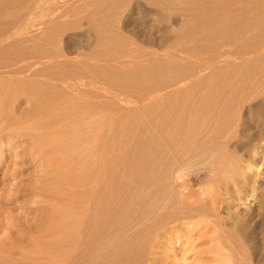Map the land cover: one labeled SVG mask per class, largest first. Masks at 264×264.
<instances>
[{
  "label": "rangeland",
  "instance_id": "obj_1",
  "mask_svg": "<svg viewBox=\"0 0 264 264\" xmlns=\"http://www.w3.org/2000/svg\"><path fill=\"white\" fill-rule=\"evenodd\" d=\"M215 2L214 0H0V8L2 7L4 9H0L2 11L0 13L1 17L4 16L2 18L0 17L1 21L4 22L2 24L0 21V28L3 29L0 34V47L3 52L0 48V53H7L2 61V64L5 66L3 69L0 68V71H4L0 74V79L6 80L19 77L20 79L18 78L17 82H15L17 84L16 86L27 89L26 92L22 93L23 95H20L21 97L17 96L9 100V107L5 110V113L10 115L11 120H8L0 128V154H3L0 162V215L4 216L3 221L6 224H9L11 218L16 216L19 218H30L32 215H36V212L33 211V213H26L27 215H25V210L27 212L32 210L31 207H28L31 204L29 201H31L32 192H37V190H32L30 187L32 182L36 186L38 183L40 187L46 186V188H49L50 184L52 186L55 185L54 181L69 178L67 173L64 175L62 174L64 172L59 174L55 173L56 175H54L51 172L46 173L44 180H42L40 175L37 174L38 167H36L37 163H35L36 158L33 157L34 153L30 151L31 140L26 134L20 135L26 129L25 126H28L29 120L36 119V116L38 118V114L44 115L45 112L41 109L44 104L51 108V114L59 121L56 129L63 132L61 134L64 135L66 141L75 142L76 140V145L79 144L78 142L84 143L85 139L89 138L87 132L91 133L94 130L96 131V141H93L96 149L93 150V146L90 145L87 151L81 150L82 153L79 151L80 153L78 155H81V159L76 158L74 156L76 154L73 153L74 158L73 156H68L61 162V165L63 163L66 164V169L71 170L74 177L85 178L94 168L96 169L100 165L102 166V164L103 166L106 165L107 159H105V154L111 149L112 157H110V161L112 163H110L108 169L110 171V182H112L113 204L110 212L113 231H111L110 237L105 232H101L102 234L100 233L99 238L103 241L111 238L109 251L112 258H114V262L123 264L122 262L132 261L133 263L131 264H147L142 250L145 244L141 240L144 239L146 234L151 233V230H154L153 232L158 231L159 228L157 230L156 228L159 225H152L154 227L152 228L150 223L157 222L154 217L159 219L162 216L163 213L160 215L157 214L161 202L167 205L172 201L169 206H166L165 211L167 212L164 213V216L169 214V212L179 211L180 214H183L179 217L182 220L181 217L184 215H192L194 217L196 214L199 215L201 211L203 213L206 211L207 216L209 215L211 217L212 215L213 217L214 209L211 213V211L208 212L209 208L206 210L205 207L198 205H203L201 202L205 201L203 200L205 196L202 193V188L203 190H207L209 187L213 189L212 187L215 188L218 186L220 193L216 187L214 190H217L219 194L215 195L217 198L222 196L221 199H223L220 201L215 197L220 201V207L216 204L215 206L220 208L217 210H219L218 213L221 212L220 214L223 219L221 218L220 220V214H217L219 215L218 218L215 217L217 213L215 209L216 212L214 210L213 217L215 220L211 217L212 219L209 218L208 222H203L206 226L204 224V227L202 224L201 226L199 225L201 228L197 227L193 229V233H187V231L182 230V233L170 235L172 237L166 241V245L168 244L169 264H213V261H215L221 252L220 255H222V258L220 260L225 256L223 261L225 264H264V174L262 175L264 173V161H262L263 163L260 166L261 176L259 177L262 181L259 179L260 182L256 186L259 188L255 192L257 193L258 201L260 203L262 202V209L259 207L258 211V207H256L258 205L253 204L249 200V191L242 188L244 191L237 189L241 179V174L237 173V168L234 170L236 173L223 175L221 178L218 169L219 166L220 169L222 166L218 165L214 160L210 164L212 161L211 158L213 157L211 153H208L210 152L208 147H206L208 144L199 143V141H205L209 135V132L205 130L207 127L203 126L204 119L198 120L202 125L201 131L197 135L188 128L192 124L190 120L192 112H194L191 108L193 107L192 105L195 102L203 105L207 102L205 92L212 91L211 84L213 81H222L223 77L218 79L215 76L223 68L227 71L221 69L223 73L226 72L224 78L230 79V81L232 78L231 82L234 84L230 94L236 93L241 86L247 84L253 90L249 97L244 99L245 102L243 101L244 104L238 111L240 115L242 114L241 124H243L242 126L244 128L240 125V130H238V134L236 133L238 136L235 134L231 138L230 143L233 142L230 144V146L232 145L230 148L234 149V146L235 149L238 147L241 148V142L243 145L246 144V148L248 147V143L251 145V142L253 144L257 143L251 141L250 136L246 134L250 129H258L259 132V128L250 119L249 115L251 114L252 116L254 112L262 107L259 105V101L264 99V41L260 42V32H257L258 28L259 31L262 30L259 27L261 23L259 19L264 18V0H231L228 4L230 5L232 3L233 5L229 6V13L228 11L226 12L229 15H225L224 11L222 13L217 8V2L220 1L215 0ZM248 4L252 5L247 6ZM235 8L237 9L233 10ZM200 9L201 11H199ZM230 10L232 11L230 12ZM250 11L252 12L250 13ZM232 12L233 14L235 12L236 15L234 14V17L239 18L240 22L238 20L236 21L242 26L247 21H254L256 23L259 20L256 23L257 25H255L257 28L254 29V25L251 26L252 22L251 24L247 22L250 24V26L247 24L250 28L246 25L247 27L245 29H250L251 31H246L247 33L243 31L246 35L243 32L235 34L234 31L236 30H234L235 28L233 29V26L236 27V23L232 19L231 21L233 22L230 25L228 21V19L234 18ZM230 14L232 15L230 16ZM218 18H220V22L215 21ZM221 20L224 21L223 24H218L222 23ZM224 23H226V26ZM239 23L237 27H239ZM215 24L216 27H214ZM217 25H220L219 27L224 35L219 29L218 33ZM230 26L232 27L230 28ZM10 28L12 29L10 30ZM17 28L19 30H16ZM209 29L212 30L209 31L213 33H211L212 36L216 37L213 38L210 36L211 34H208ZM213 30L218 36L222 34L218 37L219 39ZM228 32L240 37L237 38L233 34H228ZM209 36L213 38H210V41L207 38ZM229 36L233 38L234 42L236 40L240 41L239 43L250 41V37H256L259 38L261 44L257 41V45L259 44L258 46H260L259 48L256 46L257 51L254 47L248 49L247 52H249H246L247 54L245 53L244 56L240 54L237 57H231L230 61L228 60L229 63H227V66L223 64L226 68L222 64H214L209 67L208 63L210 59L219 53L218 49H216L217 47L220 46L219 48L221 49L225 45L223 49H228L229 47V49H233L235 44H239L235 43L233 45L231 43L232 38L226 40V38H230ZM222 37H225L223 38L224 40ZM214 39L219 41V43L218 41L215 43L216 46L213 44ZM220 42H230V44H227V48L226 44L220 45ZM213 46L215 49H213ZM216 50L218 53H216ZM222 50H220V53ZM13 52H17L16 54L20 53L21 56L19 58L21 59H12L14 57ZM29 52L31 54L40 53L41 56L38 57L32 54L34 56L33 58ZM8 53L9 56H7ZM10 62H18V68L20 67L19 69L21 70L20 75L14 72H7L17 67L11 65ZM32 62H35V64L30 65ZM44 66L47 68L50 66L54 71L56 69H62L64 72L65 70V72L67 71L65 73L67 75L68 71L69 75L77 71L78 73L76 72L73 75L78 77L80 82L82 80L84 82L82 81L83 83L78 84L79 82L73 83L71 81V83L68 81L70 85L69 83L64 84H67L69 88L67 85L65 87L64 84H60L56 79L45 77L42 74L43 70L41 73L38 71V69ZM91 66L97 69L94 72L96 73L95 76L89 73L94 76L91 75L94 78L92 80L95 83L97 82V86L91 80L90 76H88L90 79L87 77V73L90 72L88 71L90 70L89 67ZM80 70L87 71H82L81 73ZM86 80H88V87L87 89L83 87L84 90L82 91V86L87 85L85 84ZM230 81L228 80V82ZM74 84L80 85L79 88L81 89L78 88V85H76L78 89L75 88ZM93 84L96 86L95 88L92 86ZM33 86H35L39 93L37 92L35 94L30 91V88ZM90 87L91 90L88 89ZM208 87L211 89L208 90ZM195 93H199L198 97ZM38 95L40 97H37ZM202 95L205 100L202 98ZM91 104L95 107L93 105L94 108L91 107ZM178 104H180L179 107L182 105L179 109H177ZM85 105H90L88 106L90 109H87L88 107ZM258 105L260 106L259 109L257 108ZM79 106L85 108V111L82 110L83 108L80 109L82 110L81 113L89 112L90 115L86 113L89 117L92 114L90 117L94 121L92 125H89L91 124L89 123L90 119L86 117L81 118L80 115L79 117L78 115L75 116L79 109L77 107ZM91 108L92 110L95 109V112H91ZM217 110L221 109L218 108ZM249 110L252 112H249ZM202 111L203 109L200 112ZM108 112L110 113L109 121H107ZM173 115L175 117H181V122L184 123L178 122L176 124H182L186 126V129L184 135L168 136L170 142H172V146L169 149L166 144H164L166 146H161L158 143L159 135L156 129L163 119H171ZM160 119L162 120L160 121ZM22 121L27 122V125ZM18 122H22V125H19ZM10 123L11 129L9 130L7 126ZM30 124L28 127H30ZM16 125L21 126V129L18 128L19 130L14 131V134L11 132L12 135L8 137L7 133L13 131ZM252 130L251 132L255 131L256 134L258 133L257 130ZM239 131L242 132L239 134ZM251 132L249 133L251 134ZM81 134L85 135L83 141L79 137ZM205 134L207 137H205ZM244 135L247 137L245 138ZM203 137H205L204 140ZM243 145L242 147L244 148ZM158 146L163 147V152L166 155V157L164 155L163 163L159 156L157 158L153 156V159L147 157L150 153L149 148L155 154L158 152H155L159 148ZM253 146L258 147L257 144ZM186 147L190 148L188 149ZM240 148H238L239 150L237 149L238 152L241 151ZM79 149L81 148H77V150ZM190 149L193 154L190 153ZM260 150L262 151L259 148L258 153H256L257 157L255 156V161L257 160V162L261 161L264 154ZM170 153H173L175 157L173 154V156H170ZM68 154L69 151L65 156ZM210 156L211 158H209ZM175 158L178 160L175 161ZM179 159H182V163H180L181 161ZM177 161H179L177 163L179 166L176 164ZM178 167L180 168L178 169ZM256 174L255 171H252L248 176L254 178ZM217 178L221 180V184H215L216 181H219ZM213 182L215 184L214 186L212 185ZM60 186L71 193L77 192L75 194L76 201L74 210L82 211L83 204L81 200L83 196L77 195L81 189L77 188V186L73 187L68 182L61 183ZM208 191L211 192L213 190ZM205 199L207 201L209 200L207 197ZM212 199L215 200L213 195ZM62 201L67 206L71 204L70 200ZM192 202L195 206L200 207V211H198V208H189V206L191 207L193 205ZM35 205L40 208L41 203L31 206L33 207ZM210 206L215 207L214 204H210ZM242 207H246V209ZM238 209L240 211L246 210L243 213L241 212L243 214L241 215L242 217H244V213L249 216H245L246 219L241 217H239L240 220L239 218L237 219L235 212ZM149 212L151 213L149 214ZM229 215L235 216L238 221ZM226 216L229 220H226ZM99 223L100 225H107L108 220L102 219ZM170 224L172 223H167L163 227H167ZM148 225L151 227L149 226V228ZM71 233L72 237L69 240L74 243L80 242L84 234L79 227L72 230ZM2 235L1 231L0 237ZM215 244H217V247H215ZM4 248H8V250L12 249L6 244ZM214 250L216 252L213 253L212 251ZM11 251L13 252V250ZM14 254L17 255L16 253ZM212 254H215L213 261L211 260L213 257ZM78 256L82 261L87 259L83 252H80ZM102 256H105L104 252ZM110 263H112L110 259L106 258L101 259L98 264Z\"/></svg>",
  "mask_w": 264,
  "mask_h": 264
},
{
  "label": "bare ground",
  "instance_id": "obj_2",
  "mask_svg": "<svg viewBox=\"0 0 264 264\" xmlns=\"http://www.w3.org/2000/svg\"><path fill=\"white\" fill-rule=\"evenodd\" d=\"M210 1H213V0H210ZM217 1H220V2H217L218 3V6L217 8L220 10V12L224 11V14H228L229 11H228V8L229 6L233 5L232 3L229 5L228 2L230 3V1H221V0H217ZM246 1V0H245ZM199 2V1H198ZM215 2V0H214ZM216 3V2H215ZM248 3V2H247ZM198 4V3H196ZM212 4V3H211ZM260 4V3H259ZM262 4V3H261ZM13 5V4H12ZM199 5V4H198ZM205 5V3H204ZM237 5V4H236ZM252 4H248L247 6H250ZM257 5V4H256ZM209 7V6H208ZM246 7V6H245ZM254 7V6H253ZM2 8V7H1ZM0 8V9H1ZM233 8V7H232ZM3 9V8H2ZM11 9V8H10ZM205 9V8H204ZM237 8L233 9V10H236ZM239 9V8H238ZM243 9V8H242ZM249 9V8H248ZM251 9V8H250ZM262 9V8H261ZM4 10V9H3ZM207 10V9H206ZM241 10V8H240ZM245 10V9H244ZM247 10V9H246ZM201 11V9L199 10ZM228 11V13H226ZM232 10H230L231 12ZM248 11V10H247ZM5 12V11H4ZM3 12V13H4ZM8 12V10H7ZM11 12V11H10ZM210 12V11H209ZM212 12V11H211ZM236 12V11H235ZM234 12V14H235ZM240 12V11H239ZM238 12V13H239ZM252 11H250L251 13ZM0 13H2V11L0 10ZM260 13V12H259ZM8 14V13H7ZM6 14V15H7ZM206 14V13H205ZM233 14V12H232ZM230 14V16L232 15ZM234 14H233V17H234ZM264 14V13H263ZM5 15V14H4ZM229 15V14H228ZM236 15V14H235ZM245 15V14H244ZM222 16V15H221ZM0 17H1V14H0ZM4 17V16H2ZM1 17V18H2ZM27 17V16H26ZM224 17V16H223ZM222 17V18H223ZM226 17V16H225ZM228 17V16H227ZM236 17V16H235ZM231 18L230 20L228 19V21L230 22L229 24L231 25V22H235L233 24L236 25V27L238 26L237 24L240 22L239 18ZM258 17V16H257ZM261 17V16H260ZM221 18V17H220ZM220 18L216 19L215 21H218L220 22ZM230 18V17H229ZM233 19V21H231ZM235 19V20H234ZM256 19V18H255ZM259 19V17H258ZM3 20V19H2ZM226 20V19H225ZM238 20V21H236ZM253 20V19H251ZM260 23L259 24V27H261V29L263 30L264 29V18L262 17L261 19H259ZM257 20V21H259ZM1 21V19H0ZM28 21V20H27ZM256 21V23H257ZM3 21H1L2 23ZM20 22V21H19ZM203 22V21H202ZM217 22V23H218ZM222 23H218V24H223L224 21L221 20ZM238 22V23H237ZM251 24V26L254 25V29H256L257 27L255 25H257L254 21H247ZM245 22H242L244 25L242 26L240 23L239 27H234L233 26V29L236 30L234 31L235 34H240L241 32L243 31H247V32H250L251 30L248 29L250 28V24ZM4 23V22H3ZM2 23V24H3ZM212 23V22H211ZM214 23V21H213ZM6 24V23H5ZM8 24V22H7ZM226 23H224L225 25ZM249 24V26L247 25ZM210 25V24H209ZM214 25V24H213ZM212 25V26H213ZM248 26V30L245 29V27ZM261 25V26H260ZM211 26V25H210ZM220 25H217V30L219 29L221 32V28L219 27ZM226 26V25H225ZM20 27V26H19ZM216 27V24L215 26ZM232 26H230L231 28ZM226 28H229V27H226ZM229 28V29H230ZM12 28H10L11 30ZM212 29V27H211ZM251 29H253V27H251ZM260 29V30H261ZM1 30H3L2 28H0V34H1ZM8 30V29H7ZM9 30V31H10ZM16 30H19L18 28ZM219 30H218V33H219ZM238 30V31H237ZM259 31V28L257 29V32H260V42L264 41V30L263 31ZM209 31H212V30H208ZM214 31V30H213ZM220 32V33H221ZM237 32V33H236ZM246 32V33H247ZM256 32V31H255ZM5 33V32H4ZM212 32H209L208 34L210 35ZM214 33H216L214 31ZM244 33V32H243ZM213 34V33H212ZM212 34L210 35L211 37ZM222 34L224 35V33L222 32ZM220 34V36L222 35ZM228 34H233L235 35L234 33H230L228 32ZM245 34V33H244ZM256 34V33H255ZM217 35V38L220 37L218 36V34L216 33ZM243 35V34H242ZM246 35V34H245ZM251 35V34H250ZM257 35V34H256ZM1 36V35H0ZM208 36V35H207ZM207 37L209 39V41L213 38L211 37ZM232 36V35H231ZM229 36L230 38H226V40H229L231 39L232 37ZM236 36V35H235ZM234 36V37H235ZM237 37V36H236ZM240 36H238L237 38H239ZM211 38V39H210ZM225 38V37H222V39ZM109 39V38H108ZM219 39V38H218ZM236 40V38H234ZM250 41H244L242 43H239L240 41H235L233 40L232 38V44L234 45L235 43H239L238 45L235 44L234 45V48L233 49H229L228 48V45L227 44H230V42H225V43H221L220 45H223V44H226L227 48L228 49H223L225 48V45L223 48H219L217 47L216 49H218V51L216 53L217 56L215 55L214 57H212L208 63L209 67L210 65H220V64H224L227 66V63H229L230 61V58H234V57H237L238 55L240 54H244L247 52L248 49H252L255 47V50H256V46H258L259 44H261L259 42V38H251L250 37ZM258 39V40H257ZM262 39V40H261ZM214 39V46L215 43H217L218 40ZM224 40V39H223ZM222 40V41H223ZM239 40V39H238ZM242 40V39H241ZM10 41V40H9ZM211 41V42H212ZM259 42V44L257 45V43ZM219 43V41H218ZM211 44V45H213ZM8 45V44H7ZM219 45V44H218ZM217 45V46H218ZM210 46V45H209ZM213 46V49H215ZM231 47H233L231 45ZM260 46H258L259 48ZM1 48V47H0ZM206 48V47H205ZM264 48V47H263ZM211 49H212V46H211ZM210 49V50H211ZM221 53H220V50ZM2 50V48H1ZM0 50V52H1ZM36 52H38L37 50H35ZM209 51V50H208ZM257 51V50H256ZM3 52V50H2ZM10 52V51H9ZM249 52V51H248ZM247 52V53H248ZM5 53V52H4ZM14 53V52H13ZM12 53V54H13ZM17 53V52H16ZM14 53V57L12 59L15 58V60H20L21 58H19L21 56L20 53L16 54ZM22 53V52H21ZM246 53V54H247ZM7 54V53H5ZM5 54L3 53H0V68H4V64H2V61L4 59V57L6 56ZM29 54H31L29 52ZM33 54V53H32ZM31 54V55H32ZM28 55V54H27ZM33 55H37L38 57L41 56V54H33ZM32 55V56H33ZM9 56V53L8 55ZM13 56V55H12ZM11 56V57H12ZM30 56V55H29ZM28 56V57H29ZM87 56V55H86ZM10 57V58H11ZM27 57V56H26ZM37 57V58H38ZM47 57V56H46ZM257 57V56H256ZM30 58V57H29ZM34 58V56H33ZM45 58V57H43ZM61 58V57H60ZM7 59V58H6ZM51 59V58H49ZM38 60V59H37ZM229 60V61H228ZM85 61V60H84ZM207 61V60H206ZM7 62V61H6ZM257 62V60H256ZM11 63V62H10ZM22 63V62H21ZM28 63V62H27ZM48 63V62H47ZM85 63V62H84ZM35 64V62H32L30 65H33ZM11 65H15L16 68H12V70H8L7 72L8 73H18L20 75V67L18 68L19 64L18 62H14V63H11ZM97 65V64H96ZM223 65L224 68H226L225 66ZM21 66V64H20ZM47 66V65H46ZM46 66L44 67H41L40 69H38V71L41 73L42 71V74L45 75V77H50L51 79H56L57 81L60 82V84H64V83H69L70 85V82L72 81L73 83H78L80 84L82 81L84 82V80L82 79H86V78H82L81 82L79 80L78 77H75L74 75L76 74V72L74 71L73 74L69 75V71H68V75L65 74L67 73V71L64 72L62 71V69L60 70H52L49 66V68H47ZM229 66V65H228ZM30 67V66H29ZM222 67V66H220ZM10 68V67H9ZM18 68V69H17ZM82 68V67H81ZM219 68V66H218ZM255 68V67H254ZM76 69V67H75ZM90 72L87 73V77L90 76L91 77V80L94 79L93 77L96 75L95 70L97 71L96 67H89ZM100 69V68H99ZM223 69V68H221ZM219 70L217 75L215 77H218V79H221L222 77V81H213L212 84H211V88H212V91H206L205 92V96H207V102L203 104H200V103H197L195 102L194 105H192L193 107L192 108V116L190 117V120L192 122L191 126L188 127L190 128V130L193 131V133L195 135H197L200 131H201V125L199 123L198 120H201L202 118L204 119L203 121V126H206L207 128H205V130L207 132H209V135L207 137V133L205 134L207 137L205 139V141H199V143H204V144H208V146L206 145V147H208V149L210 150V152L208 153H211L212 157L211 156L209 158L210 159V164L213 163V160L214 162H216L218 165H221V169H220V166H219V169H218V166L216 164V168L218 169V172H220L221 174V178L223 175H228L230 173L234 174L236 173V171L234 172V170L237 168V173L241 174V179H240V185L239 187H237V189H240L241 191H244L245 189L247 191H249L248 195L250 196V199L251 202L253 204H256L258 206L257 210L259 209V207L261 208V203L258 201V197H257V193H255L258 188L256 186H258V183L260 182L259 179L261 180V178L259 176L260 175V171H261V164L263 163L262 161H264V99H262L260 102L259 105H261L262 107L259 109V105H258V109L256 112H254V114L251 116V114L249 115L250 116V119H252L254 122H255V125L259 128V132H258V129H253V130H257V134L254 132H251L252 129H250L249 132H251V134L249 132H247L246 135L250 136L249 138L251 139V141H254L257 142L255 144H257L258 147H255L253 145V142L252 145L250 143L247 144V148L245 147V145H243V143L241 142V144L244 146V148L242 147L241 145V151L238 152L237 149H235V146L233 147L234 149H231L230 147H232V145L230 146V144H232V142L230 143L231 141V138L238 132V130H240V125L241 127H243L241 124L242 122V117L241 115L239 114V109L242 108L243 106V101L244 99H247L249 97V95L252 93L253 90H251L250 86L247 85H243L241 86L236 93H231V88L234 86V84L231 82L232 81V78H231V81L230 79H226L224 78L225 76V73L227 72L226 69L224 71H226L225 73H223L222 70ZM213 70V69H212ZM210 70V71H212ZM3 71V70H2ZM2 71H0V74L3 73ZM81 73L83 70H80ZM85 71V70H84ZM83 71V72H84ZM87 71V70H86ZM85 71V72H86ZM106 71V70H105ZM198 71V70H197ZM229 71V70H228ZM6 72V73H7ZM196 72V71H195ZM78 73V72H77ZM89 73H92L91 76ZM197 73V72H196ZM89 74V75H88ZM100 74V73H99ZM107 74V73H106ZM67 75V76H66ZM101 75V74H100ZM195 75V74H194ZM233 75V74H231ZM65 76V77H64ZM84 76V75H83ZM188 76V75H187ZM211 76V75H209ZM229 76V75H228ZM43 77V76H42ZM86 77V76H85ZM90 77H88L90 79ZM100 77V76H99ZM221 77V78H220ZM233 77V76H232ZM19 78V77H18ZM18 78H15V79H12V78H9V79H6V80H3L2 78L0 79V128H2L1 126H3L4 123H7L8 120H11L10 118V115H8L7 113H5L6 109H8L9 107V100L10 99H14L15 97L17 96H20V95H23L22 93L26 92L27 89L25 88H20L19 86H16L17 84H15V82H17V79ZM41 78V77H40ZM87 78V79H88ZM230 78V76H229ZM20 79V78H19ZM46 79V78H45ZM50 80V79H49ZM94 81V80H92ZM228 80L230 82H228ZM54 81V80H53ZM70 81V82H68ZM104 81V80H103ZM71 82V83H72ZM82 82V83H83ZM87 85H83L82 86V91L84 90L83 87H88V80L85 81ZM57 83V82H56ZM97 83V82H96ZM95 81H94V84L96 85ZM193 83V82H192ZM230 83H231V86H230ZM53 84V83H51ZM76 84V85H78ZM92 85L94 86V88L97 86L95 85ZM245 84V83H244ZM251 84V83H250ZM249 84V85H250ZM12 85V86H11ZM57 85V84H56ZM67 85V84H66ZM66 85L64 84V86L66 87ZM75 85V84H74ZM76 85L74 86L75 88ZM200 85V83H199ZM61 86V85H60ZM80 85H78V88H79ZM195 86V85H194ZM206 86V85H205ZM252 86V85H251ZM67 87L69 88V86L67 85ZM72 87V86H71ZM207 87V86H206ZM205 87V88H206ZM77 88V89H78ZM198 88V87H197ZM209 88V87H208ZM211 88H209L208 90H210ZM253 88V87H252ZM72 89V88H71ZM81 89V88H79ZM91 90V87L88 88ZM73 90V89H72ZM193 90H196V89H193ZM255 90V89H254ZM30 91L32 93H37V89L35 88V86L31 87L30 88ZM75 91V89H74ZM79 91V90H78ZM197 92V91H196ZM39 93V92H38ZM80 93V92H79ZM192 93V92H191ZM88 94V93H87ZM195 95L198 97L199 93H195ZM42 96V95H41ZM45 96V95H44ZM192 96V95H191ZM21 97V96H20ZM37 97H40V95H38ZM91 97V96H90ZM183 97V95H182ZM181 97V99H182ZM202 98H203V95H202ZM39 100V98H37ZM85 99V98H83ZM91 99V98H90ZM184 99V98H183ZM205 100V98H203ZM194 100L196 101V99L194 98ZM45 101V100H44ZM198 101V100H197ZM89 102V101H88ZM200 102V101H199ZM245 102V101H244ZM46 103V102H45ZM167 103V102H166ZM180 103V102H179ZM181 104V103H180ZM178 104V108H181L182 105L179 107ZM93 104H91V107ZM166 105V104H165ZM168 105V104H167ZM39 106V105H38ZM48 106V105H47ZM46 105H42V108L44 110V115H39L38 114V118L36 116V119H31L27 122H29L30 124V127L29 124L28 126H25L26 129L24 130V132H21V134H26L29 136L31 142H30V151H32L34 153V158H36V161L35 163H37L36 167H38V172L37 174L40 175V177L42 178V180H44L45 178V175L46 173H51L53 172L54 175H56L55 173H62L63 175L65 173H67V176L69 177L68 179H61V180H57V181H54V184L55 185H49V188H46L45 187H40L37 183V186L34 184V182H32L30 185V187L32 188V190H37L36 191H31L32 192V195H31V201H29V204L30 206L28 207H31L32 210L31 211H26L25 210V215H27L26 213H29L30 212H36V215L30 218H19V217H14V218H11V221L9 222V224H6L4 221H3V218L4 216L3 215H0V232L2 231V237H0V264H98L99 261L102 259H106V258H109L110 261L112 263L110 264H120V262H114V258H112V255L109 251V248L111 246V238H109L108 240L106 241H103L99 238V235L100 233L102 232H105L107 235H109V237L111 236V231H113V226H112V222H111V207H112V202H113V195H112V182H110V171H109V165L110 163H112V161H110V157L111 156V149L105 154V159H107V163L106 165L102 166L100 165V167L98 168H94L92 170V172L88 175V176H85V178H80V177H74L72 174V171L69 170V169H66V164L63 163V165H61V162L62 160L64 161L68 156H73V153H75L76 155H74L76 158L78 159H81L80 156L78 155V153H80L79 151L81 150H85L87 151L89 146L92 145L93 146V150L96 149L95 147V135H96V131H92L91 133L87 132V134H89V138L85 139V135H81L79 136L80 139H82V141L85 139L84 141V145L81 143V142H78L79 144H75L76 143V140L75 142H68L66 141V139L64 138V135H62L61 133H63L61 130H57L56 129V126L59 125V121L56 120V118L51 114V108L47 107ZM85 106H90V105H85ZM81 107V108H80ZM86 107V108H87ZM95 107V106H94ZM93 107V108H94ZM31 108V107H30ZM77 108H79L77 110ZM76 110V115H80V117L84 118H88L90 119L89 115L90 113L89 112H86V113H89V115H87L86 113H81L82 110L85 111L84 107L83 106H79L77 107ZM83 108V109H82ZM218 108H220L221 110H217ZM40 109V108H39ZM82 109V110H80ZM87 109H90L89 107ZM110 109V108H109ZM108 109V111H109ZM203 109L202 112H200L201 110ZM75 110V111H76ZM92 110V108H91ZM89 110V111H91ZM95 110V109H94ZM94 110H92L91 112H95ZM242 110V109H241ZM254 110V109H253ZM39 111V110H38ZM251 110H249L250 112ZM25 112V111H24ZM252 112V111H251ZM5 113V114H4ZM33 114V112H31ZM43 114V113H42ZM95 115V114H94ZM184 116V115H183ZM190 116V115H189ZM246 116V115H245ZM168 117V116H167ZM170 117V116H169ZM174 117V118H173ZM186 117V116H185ZM252 117V118H251ZM18 118V117H17ZM85 118V119H86ZM241 118V119H240ZM110 120V113L108 112L107 113V121ZM162 119H160L161 121ZM181 117H175L174 115L171 117V119H163L161 121L160 124H158L157 126V129L156 131L158 132V143L161 144V146H163L164 144L167 145V148L169 147L170 149V146H172V142H170V138H168L169 135L171 136H180V135H184V131L186 129V126L182 125L184 122H181ZM24 122V121H22ZM22 122H18L19 125H22ZM27 122H24L25 125H27L26 123ZM178 122H181L182 124H176ZM246 122V121H245ZM253 122V123H254ZM17 123V122H16ZM61 123V122H60ZM91 123V124H89ZM88 124L89 125H92V123H94V121L92 119H90V122ZM190 123V122H189ZM244 123V122H243ZM76 124V123H74ZM96 124V123H95ZM13 125V124H12ZM15 125V124H14ZM24 125V124H23ZM94 125V124H93ZM157 125V123H156ZM8 129L10 130L11 129V123L10 125L7 126ZM16 130L13 129V131H9L7 133V136L9 137L11 134V132H13V134L17 131L18 128L21 129V126H14ZM24 127V128H25ZM28 127V129H27ZM193 127V128H192ZM255 127V126H254ZM252 127V128H254ZM30 128V129H29ZM244 128V127H243ZM256 128V127H255ZM19 130V129H18ZM27 130V131H26ZM30 130V131H29ZM252 130V131H253ZM15 131V132H14ZM204 131V132H206ZM232 131V133H231ZM240 132L242 131H239V134ZM19 134V132H17ZM192 133V134H193ZM191 134V135H192ZM193 134V135H194ZM238 134V133H237ZM236 134V135H237ZM250 134V135H249ZM204 135V134H203ZM246 135L245 138L247 137ZM6 136V135H5ZM92 136V137H91ZM238 136V135H237ZM78 137V138H79ZM203 137V140L204 138ZM244 138V137H242ZM234 139V138H233ZM95 140V141H94ZM200 140V139H199ZM241 140V138H240ZM246 140V139H245ZM244 140V141H245ZM74 141V140H73ZM94 141V142H93ZM237 141V140H236ZM243 141V142H244ZM248 141V140H246ZM97 143V142H96ZM238 143V142H237ZM247 143V142H245ZM9 144V143H8ZM156 144H157V141H156ZM197 144V143H195ZM77 147H76V146ZM164 145V146H166ZM234 145V143H233ZM159 147L156 151L155 154L154 152H151L150 151V148H149V154L147 155V157L150 159L152 158L153 159V156L157 158V156H159V158H161V161L163 163L164 161V155L165 153L163 152V147ZM179 146V145H178ZM197 146V145H196ZM199 146V145H198ZM205 146V145H204ZM237 146V145H236ZM240 146V144H239ZM150 147V146H149ZM173 147H175V145H173ZM192 147V146H191ZM250 147V148H249ZM77 148H81L79 150H77ZM181 148V147H180ZM188 148V147H186ZM185 148V149H186ZM190 148V147H189ZM188 148V149H189ZM197 148V147H196ZM261 148L262 149V159L261 161L257 162V160L255 161V156H256V153H258V149ZM165 149V148H164ZM182 149V148H181ZM184 149V150H185ZM187 149V150H188ZM73 150V151H72ZM75 150V151H74ZM191 150V149H190ZM193 150V148H192ZM192 150L190 151V153L192 152ZM195 150V148H194ZM207 150V149H206ZM69 151V154L65 156V154H67V152ZM174 151V150H173ZM180 151V150H179ZM208 151V150H207ZM175 152V151H174ZM196 152V151H195ZM260 152V153H261ZM82 153V151H81ZM86 153V152H85ZM167 153V152H166ZM178 153V152H176ZM185 153V151H184ZM259 153V154H260ZM64 154V155H63ZM88 154H92V153H88ZM173 153H170L169 155L170 156H173L172 155ZM180 154V152H179ZM183 154V153H182ZM189 154V153H188ZM193 154V153H191ZM190 154V155H191ZM195 154V153H194ZM258 154V155H259ZM29 155V154H28ZM178 155V154H177ZM176 155V156H177ZM210 155V154H209ZM261 155V154H260ZM73 156V158H74ZM87 156V155H86ZM179 156V155H178ZM166 157V155H165ZM175 157V155H174ZM257 157V156H256ZM3 158V154H0V162H1V159ZM179 158V157H178ZM257 159V158H256ZM35 160V159H34ZM160 160V159H159ZM178 160L175 158V161ZM182 159H179V161H181ZM160 161V163H161ZM177 161L176 164L179 162ZM44 162V163H43ZM70 162V160H69ZM149 163V162H148ZM182 163V161L180 162ZM184 163V162H183ZM69 165V164H68ZM152 165V164H151ZM161 165V164H160ZM178 165V164H177ZM182 165V164H181ZM180 165V166H181ZM225 165V166H224ZM179 166V165H178ZM207 166V165H206ZM76 167V166H74ZM213 167V166H212ZM73 168V167H72ZM177 168V166H176ZM180 167H178L179 169ZM209 168V167H208ZM106 169V170H105ZM170 170V169H169ZM172 170V169H171ZM212 170V169H211ZM216 170V169H214ZM66 171V172H65ZM252 171H255V173H257L254 178H252V176H248L249 173H251ZM263 171V170H262ZM177 172V170H176ZM212 172V171H211ZM214 173V171H213ZM140 174V173H139ZM218 174V173H217ZM219 174V176H220ZM236 174V175H238ZM264 173H262L263 175ZM50 175V174H49ZM231 175V174H230ZM177 176V175H176ZM216 176V175H215ZM53 177V176H52ZM51 177V178H52ZM226 177V176H225ZM238 177V176H237ZM35 178V177H34ZM50 178V176H49ZM219 178V177H218ZM217 178V179H218ZM232 178V177H231ZM235 178V177H234ZM252 178V179H251ZM48 179V177H47ZM179 179V178H178ZM220 179V178H219ZM218 179V180H219ZM228 179V178H227ZM264 179V178H263ZM231 180V179H230ZM234 179H232L233 181ZM34 181V180H33ZM221 180H219L218 182L216 181L215 184L217 183H220ZM230 181V182H232ZM262 181V180H261ZM70 183V185H72L73 187L74 186H77V188L81 189L80 192L77 194L78 196L80 195L81 197L83 196L81 202H82V206H83V210L82 211H77V210H74V204H75V201H76V193L77 192H69V191H66V189L62 188L60 186L61 183ZM235 182V180H234ZM223 183V182H222ZM256 185H255V184ZM212 184V183H211ZM214 182H213V186L215 185ZM221 184V183H220ZM225 184V183H223ZM236 184V183H235ZM255 186H254V185ZM261 184V183H260ZM259 184V185H260ZM183 185V184H182ZM209 185V184H208ZM44 186V185H43ZM226 186H227V181H226ZM238 186V185H236ZM264 186V185H263ZM202 187V186H201ZM217 187V190L219 191V187ZM215 187V188H216ZM221 187V186H220ZM213 189H210V187L207 189V190H203L202 188V193H204L203 196L205 200L204 202H201L203 203L198 205V206H203L205 207V209L208 210V212L211 211L212 213V210L214 209H218L220 206V201L223 199H221V197L217 198L216 195H218L220 193H218V191L214 190L215 188L212 187ZM222 188V187H221ZM244 190H242V189ZM257 188V189H256ZM205 189V187H204ZM228 189V188H227ZM208 190H213V191H208ZM222 190V189H221ZM238 190V191H240ZM223 191V190H222ZM232 191V190H231ZM7 192V191H6ZM44 192V193H43ZM49 192V193H48ZM237 192V190H236ZM226 193V192H225ZM229 193V192H228ZM52 194V195H50ZM216 194V195H215ZM48 195V196H47ZM202 195V194H201ZM212 195L214 196V199H212ZM228 195V194H226ZM77 196V197H78ZM208 198L209 200L207 201L205 198ZM219 199V200H217ZM226 197V196H225ZM227 198V197H226ZM151 199V197H150ZM225 199V198H224ZM235 199V198H234ZM243 199V198H242ZM241 199V200H242ZM246 199V198H245ZM62 200H70L71 201V204L69 206H67V204H65V202H63ZM150 201V200H149ZM168 201V200H167ZM264 201V200H263ZM169 202V201H168ZM172 202V201H171ZM170 202V203H171ZM37 204V203H41V206L39 208V206L35 205V206H31V205H34V204ZM166 203V202H164ZM167 204L168 206L170 205ZM240 203V202H239ZM193 205H191V207L189 206V208H194V209H197L198 208V211L200 207L198 206H195L194 203L192 202ZM210 204H215L219 207H214L213 206L211 207ZM242 204V203H241ZM248 204V203H247ZM166 204H162L161 202V205H160V208H159V211H157L158 213L157 214H162V216H160L159 219L155 218L156 219V223L153 222L150 223L151 226H155L157 225L158 227L156 228V230L158 229V231L156 232H153L151 230V233L149 234H146L144 239L141 240L144 242V248L142 249L143 250V257L145 258V260L147 261V264H169V261H168V247L166 245V241L169 240L170 235H173V234H177V233H182L181 231H187L188 232H192L193 229L195 228H201L199 227V225L203 226V224L205 225V221H209V218L212 219L214 217V210H213V217L211 215V217L208 215H206V211L203 213V211H201V214L198 215L196 214V216L194 215V217L192 215L190 216H187V215H184L181 217L182 220L179 219L180 215H183V214H180L179 211H175V212H169V214H167L166 216H164V213L167 212L165 211L166 210ZM197 205V204H196ZM263 205V204H262ZM129 206V205H128ZM264 206V205H263ZM77 207V206H76ZM188 207V206H187ZM188 208V209H189ZM212 208V209H210ZM244 208V207H242ZM29 209V208H28ZM193 209V210H194ZM220 209V208H219ZM226 209V208H225ZM246 209V207L244 208ZM243 209V210H244ZM262 209V208H261ZM35 210V211H34ZM37 210V211H36ZM192 210V209H190ZM215 210V212H216ZM264 210V209H263ZM219 210H217V213L215 214L218 218L219 215L217 214H220L218 213ZM229 211V210H228ZM234 211V210H233ZM246 211V210H244ZM244 211H240L238 209L237 212L233 213L235 214L236 218L238 219L239 217L243 218V219H246L245 216H249V215H246L244 213V217H242L241 215V212L243 213ZM259 211V210H258ZM261 211V210H260ZM32 212V213H33ZM182 213H184L183 211H181ZM127 213V212H126ZM151 212H149L150 214ZM155 213V212H154ZM195 213V212H194ZM230 213V212H229ZM232 213V212H231ZM8 214V213H7ZM231 214V215H233ZM249 214V213H247ZM154 215V214H153ZM189 215V214H188ZM30 216V215H29ZM152 216V215H151ZM225 216V215H224ZM228 216V215H227ZM227 216H226V220H229L227 219ZM230 216V215H229ZM235 216H230L232 218H235ZM263 216V215H262ZM25 217V216H23ZM159 217V216H157ZM139 218V217H138ZM146 218V217H145ZM149 218V217H148ZM147 218V219H148ZM220 220L222 218V215L220 214L219 216ZM225 218V217H224ZM235 218V219H236ZM102 219H107L108 220V224L107 225H100L99 221H101ZM126 219V218H125ZM223 219V218H222ZM236 219V220H237ZM242 219V220H243ZM6 220V219H5ZM213 220H215L213 218ZM240 220V218H239ZM148 221V220H147ZM150 221V220H149ZM238 221V220H237ZM236 221V222H237ZM128 222V221H127ZM129 223V222H128ZM131 223V222H130ZM167 223H172L170 224L169 226L167 227H163L165 224ZM238 223V222H237ZM148 224V223H147ZM210 224V223H209ZM135 225V224H134ZM235 225V224H234ZM150 225H148L149 227ZM150 226V227H151ZM152 226V228H154ZM206 226V225H205ZM77 227H79L80 229H82L83 231V237L81 238L80 242H76L74 243L73 241H70L69 238L72 237V230L76 229ZM147 227V228H148ZM149 227V228H150ZM161 227H163L162 229H160ZM204 227V226H203ZM210 227V226H209ZM232 227V226H231ZM230 227V228H231ZM247 227V226H246ZM131 228V227H130ZM220 228V227H219ZM234 228V227H233ZM204 229V228H203ZM232 229V228H231ZM117 230V229H116ZM160 230V231H159ZM199 230V229H198ZM149 231V230H148ZM195 231V230H194ZM200 231V230H199ZM215 231V230H214ZM235 231V229H234ZM146 232V231H145ZM196 232V231H195ZM194 232V233H195ZM201 232V231H200ZM245 232V231H244ZM101 233V234H102ZM193 233V232H192ZM199 234V233H198ZM189 235V234H188ZM215 236V235H214ZM198 237V236H197ZM208 237V236H207ZM215 239H217L216 237H214ZM264 238V237H263ZM75 239H77V237H75ZM214 239V241H215ZM257 239V238H256ZM180 240V239H179ZM246 240V239H245ZM262 240V239H261ZM230 241V240H229ZM142 242V243H143ZM210 242V241H209ZM216 242V241H215ZM8 245V247L12 248L11 250H13V252L11 250H8V248H4V245ZM217 244H215V247ZM219 246V244H218ZM122 247V246H121ZM212 250V249H211ZM220 251V250H219ZM80 252H83L87 259L86 260H83L78 256V254ZM104 252L105 256H102V253ZM211 252V251H210ZM213 253L216 252L215 250L212 251ZM221 252V251H220ZM14 253H16L17 255H15ZM222 253V252H221ZM220 253V254H221ZM218 254V253H216ZM218 255V260L217 258L215 259V254L213 255L212 257V261L213 259H215V261H213V264H225L224 259H225V256L222 260H220L222 257V255ZM211 255V254H210ZM227 257V256H226ZM212 261H210L212 263ZM123 264H131L133 263L132 261L130 262H122ZM228 263V261H227ZM208 264V263H207Z\"/></svg>",
  "mask_w": 264,
  "mask_h": 264
}]
</instances>
